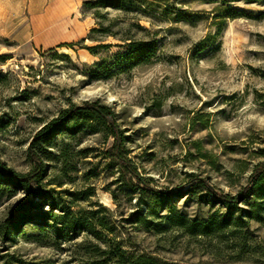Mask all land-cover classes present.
Returning <instances> with one entry per match:
<instances>
[{
    "label": "rangeland",
    "instance_id": "rangeland-1",
    "mask_svg": "<svg viewBox=\"0 0 264 264\" xmlns=\"http://www.w3.org/2000/svg\"><path fill=\"white\" fill-rule=\"evenodd\" d=\"M93 1L0 0V161L29 171L40 127L69 104L98 99L114 112L143 183L105 158L112 139L100 133L35 145L48 167L43 211H97L111 233L96 226L99 240L48 220L23 224L0 240V264H90L103 259L91 252L106 238L179 264H264V198L243 200L248 214L234 213L218 231L226 209L213 196L241 199L264 155V0H139L124 2V11L100 9L102 19L83 7ZM98 24L115 36L93 34L99 41L82 45L110 48L92 56L67 46ZM125 37L155 42L152 62L127 72L94 68L113 63ZM25 197L0 192V223Z\"/></svg>",
    "mask_w": 264,
    "mask_h": 264
},
{
    "label": "trees",
    "instance_id": "trees-1",
    "mask_svg": "<svg viewBox=\"0 0 264 264\" xmlns=\"http://www.w3.org/2000/svg\"><path fill=\"white\" fill-rule=\"evenodd\" d=\"M124 2L139 3L140 1L95 0L93 2H85L83 7L88 10H94L95 17L102 19L104 17L98 13L100 9L111 8L114 11H124ZM185 18L190 17L183 15V20ZM97 26V28L90 30L87 38H82L79 42L71 43L67 46H80V48L87 50L92 56H97L99 49L110 48L111 44H97L89 47L82 45L86 39L98 42L99 40L91 36L93 34H99L100 37L115 36L111 33L109 27L101 24ZM136 26L139 27V25ZM119 40L121 43L114 45L120 49L113 56L115 61L107 64L105 60H101L93 64L94 68L109 71L111 68L119 67L121 72H127L136 66L150 64L156 55L157 45L153 41L134 39L132 37H125ZM84 130L100 133L104 139L111 138L112 144L104 152L105 158L116 160L120 168L128 173L131 178L137 180L139 183H143V179L140 178L131 160L127 158L124 131L120 129L114 112L98 99L83 101L79 105L69 104L68 107L61 110L34 134L28 150V157L32 163L29 171L24 173L14 171L0 161V192L5 193L7 197H11L13 194L19 192H23L26 195L24 199L17 202L13 212L0 223V240H8L11 235L17 234L23 224L34 223L38 227H46L48 225L43 223L46 220L50 221L51 226L58 228L57 230L60 232L67 231L71 233L81 229L99 240L100 233L96 231V226L111 233V229L106 223L98 219L97 211L92 212L87 217L83 216L80 210L72 211L71 207L67 205L55 207V205L51 204L49 205L50 211H43L42 209L46 199L43 195L39 194V188L47 179L48 167L33 149L34 146L40 143H47L58 135L67 134L75 136ZM47 183L50 184L48 181ZM149 192L164 197L171 196L169 193H161L153 189H149ZM241 195L242 198L240 199L230 195L218 196L213 194L218 200V204L226 209V213L221 217V221L216 223L218 231L231 225V218L234 213H238L241 216L248 214V212L238 206L243 200L250 196L264 198V155L254 165L248 177V185L243 188ZM37 200H42V202H38ZM211 202L214 203L213 201ZM54 210L59 211V213L52 212ZM213 226L214 223L212 222L200 225L201 231L199 234L206 235L207 230ZM189 228L196 230L198 226L192 224ZM104 240V248L96 245L91 252L93 256L103 259L93 261L90 264H179L146 253H139L135 250H126L121 243L115 241L113 238H106Z\"/></svg>",
    "mask_w": 264,
    "mask_h": 264
}]
</instances>
